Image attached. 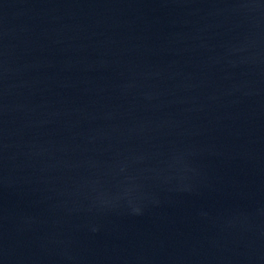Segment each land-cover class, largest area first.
Instances as JSON below:
<instances>
[{
  "label": "water",
  "instance_id": "1",
  "mask_svg": "<svg viewBox=\"0 0 264 264\" xmlns=\"http://www.w3.org/2000/svg\"><path fill=\"white\" fill-rule=\"evenodd\" d=\"M0 264H264V0H0Z\"/></svg>",
  "mask_w": 264,
  "mask_h": 264
}]
</instances>
